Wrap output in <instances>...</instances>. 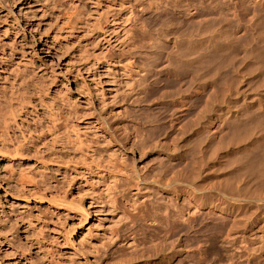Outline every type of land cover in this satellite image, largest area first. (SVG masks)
<instances>
[{"label": "rangeland", "instance_id": "1", "mask_svg": "<svg viewBox=\"0 0 264 264\" xmlns=\"http://www.w3.org/2000/svg\"><path fill=\"white\" fill-rule=\"evenodd\" d=\"M259 2L0 0V89L18 91L17 129L32 142L0 154V264H118L145 249L166 264H264V203L242 226L219 201L238 185L264 193V170L246 169L264 168V146L250 148L264 124L227 111L244 94L264 107V67L222 62L254 52L237 35ZM200 10L238 45L227 33L207 82L166 61Z\"/></svg>", "mask_w": 264, "mask_h": 264}, {"label": "bare ground", "instance_id": "2", "mask_svg": "<svg viewBox=\"0 0 264 264\" xmlns=\"http://www.w3.org/2000/svg\"><path fill=\"white\" fill-rule=\"evenodd\" d=\"M232 1V0H231ZM263 2H259L258 5L254 8L255 10L258 12L257 16L254 19V22H250L252 23L251 25L249 24V28H245V31L242 32L243 34H241L240 36L237 35V37L243 40V39H251V42L253 43V47H254V52L251 53L252 49H250V54L247 53L246 51L241 52L243 53V55L240 56L241 57H227L229 55L226 54L225 55H221V51L222 49L227 50V47L223 48L225 46L224 42L225 39L229 38V33L227 32V24L223 18L221 17H217L216 15H214V18H207L205 17V11L200 10L199 14L201 15V18L199 19V21L196 22H191L189 24H187V26L182 27L176 31H174V35L173 38L171 39L172 43L170 46V49L167 51V55H166V61L168 60L169 63L177 65L179 67H182L184 69H194L195 67H199L202 68L200 73H198L200 80L202 82H207L208 80V71H207V67H209L211 64H214L215 62L217 63L219 61L220 63V58L222 59L225 56V59L222 60V62H226L227 64L229 62L231 63H251V60H253V62H257L258 65H261L262 67H264V0H262ZM250 2V1H249ZM253 2V1H252ZM255 3V2H254ZM256 5V4H255ZM235 7V6H234ZM207 14V13H206ZM216 14V13H215ZM209 16H211L210 14H207ZM206 15V16H207ZM213 15V14H212ZM239 15V14H238ZM219 16V15H217ZM235 16L237 17V15L235 14ZM244 17V16H243ZM239 18V17H238ZM225 19V18H224ZM229 21V20H227ZM231 21V20H230ZM242 18H241V23H242ZM240 22V21H239ZM240 23V24H241ZM229 25V24H228ZM246 25V24H244ZM247 26V25H246ZM252 26L255 27V29L257 30V34L256 36L252 35V31L250 30L252 28ZM248 27V26H247ZM229 29V28H228ZM254 32V31H253ZM227 33H228V37H227ZM236 36V35H235ZM227 37V38H226ZM233 35L231 36L232 40ZM235 39L237 40V38L235 37ZM228 39L229 42L233 44L234 43V39L232 41H230ZM238 42V41H237ZM239 43V47H240V42ZM228 45V44H227ZM229 45H231L229 43ZM228 45V46H229ZM237 45V44H235ZM234 45V46H235ZM245 45V44H244ZM251 45V43H250ZM238 46V45H237ZM238 47V48H239ZM245 47V46H243ZM247 47V46H246ZM252 47V46H251ZM229 48V47H228ZM237 48V49H238ZM250 48V47H249ZM232 49V48H230ZM234 49V47H233ZM236 49V47H235ZM234 49V51H236ZM240 49V48H239ZM245 50V48H244ZM248 50V48H247ZM220 51L221 53L217 52ZM242 51V50H241ZM230 54L231 52H233L232 50L229 51ZM237 53V52H235ZM233 54H231L232 56ZM247 63V64H248ZM223 64V63H220ZM252 64V63H251ZM224 65V64H223ZM229 65V64H228ZM226 65V66H228ZM232 65V64H230ZM239 66V65H238ZM236 66V68L238 67ZM247 66V65H246ZM251 66V65H248ZM254 66V65H252ZM241 67V66H240ZM239 68V67H238ZM253 69V68H252ZM260 70V69H259ZM12 87V86H11ZM14 87V86H13ZM3 88V87H2ZM14 89V88H13ZM12 89V90H13ZM11 93L8 92L7 89H0V154H2V156H9V157H16L15 155H22L24 154L23 151H25L28 147H29V143L31 142V137L28 138V136L31 134L30 131L31 129H29V133L27 135H24L23 133H26L25 131L22 132L21 130L17 129L19 126L18 124V113H19V106L17 108L16 106V102H15V95L14 96V92H18V91H12ZM10 91V90H9ZM249 98V97H248ZM258 100L257 105L261 106L259 100L260 98H257ZM250 100V99H249ZM253 100V99H251ZM247 97L246 94L243 95V99H242V106H240L238 109L235 110H231V106L227 105V111H228V115H231L233 117H239L241 116V112L244 110V115L245 118H249L250 121L254 122L255 120L257 121H262L264 124V107L263 108H259L257 109L258 111H256L254 108V104L253 106L251 103H247ZM251 102V101H250ZM19 104V103H18ZM21 105V104H19ZM263 105V104H262ZM20 114V113H19ZM56 115V114H55ZM247 116V117H246ZM59 119V116H57ZM22 118V117H21ZM56 118V117H55ZM52 119V118H51ZM50 120V119H49ZM53 120V119H52ZM51 120V121H52ZM55 121V120H53ZM57 122H59V120L56 119ZM23 122V121H22ZM48 122V121H47ZM244 122V121H243ZM21 123V122H19ZM50 123V122H49ZM23 123H21L20 125H22ZM52 124L51 126H57V124L55 125V123H50ZM50 126V127H51ZM53 126V127H54ZM24 127V125H23ZM49 127V128H50ZM52 127V128H53ZM58 127V126H57ZM57 127L55 129H57ZM24 128H27L24 127ZM52 128H50L49 130H51ZM16 129L21 131L22 136H20L21 138H19L18 136V132H16ZM54 129V130H55ZM26 130V129H23ZM53 130V131H54ZM47 131V130H46ZM72 131L74 132V130L72 129ZM50 132V131H49ZM18 133V134H17ZM20 133V134H21ZM44 133V132H41ZM47 133V132H46ZM52 133V132H51ZM54 133V132H53ZM50 134V133H49ZM40 135V134H39ZM42 135V134H41ZM44 135V134H43ZM77 135V134H76ZM27 136V137H26ZM70 136V135H69ZM41 137V136H40ZM54 136L52 135V138ZM33 140V139H32ZM55 140V139H54ZM53 140V141H54ZM32 143V142H31ZM34 145V144H31ZM262 146H264V135H262L259 139L254 140L250 143V148H261ZM36 147V146H35ZM264 148V147H263ZM30 150V149H29ZM34 150V149H33ZM38 151V150H37ZM23 152V153H22ZM250 152V151H249ZM249 152H245L243 153V155H239L242 158H246L248 157ZM13 153V154H12ZM29 153V152H28ZM27 153H25L26 155ZM17 156V157H19ZM29 156V155H28ZM250 157V156H249ZM239 158V157H237ZM250 159V158H249ZM13 160V159H12ZM251 160V159H250ZM15 161V160H14ZM40 161V160H39ZM45 160H43V163ZM236 161V159H235ZM242 162V160H241ZM240 162V163H241ZM257 162V161H256ZM263 162V161H262ZM42 163V161H41ZM238 163V162H237ZM239 163V164H240ZM246 163V162H245ZM242 164V163H241ZM264 164V163H263ZM38 165H40L38 163ZM37 165V167H38ZM257 165V164H256ZM254 164V161L251 162L247 167V174L248 172H255V169L259 170L261 172V170H264L263 167H257ZM259 165V164H258ZM44 166V165H43ZM261 166V164H260ZM45 167V166H44ZM41 168V167H40ZM23 169V168H22ZM45 169V168H44ZM53 169V167L51 168ZM55 169V168H54ZM53 169V170H54ZM34 170V168H33ZM48 170V168L46 169ZM58 170V169H57ZM240 170V169H239ZM18 171V170H17ZM25 171V169H24ZM56 172V170H54ZM52 171V172H54ZM243 171V170H241ZM15 172V171H14ZM20 171H18L19 173ZM26 172V171H25ZM36 172V171H35ZM54 172V173H55ZM59 172V171H58ZM258 172V171H257ZM256 172V173H257ZM23 175L24 172L22 171ZM21 173V174H22ZM37 173V172H36ZM21 174H19L21 176ZM251 174V173H250ZM255 174V173H254ZM260 174V173H259ZM18 175V176H19ZM50 175V174H48ZM263 175V174H262ZM259 176V177H262ZM19 179H22L20 178ZM26 176V175H25ZM25 176H23V180L24 182L29 181L27 179V177L25 178ZM249 176V175H248ZM253 176V175H252ZM256 176V175H255ZM258 176V175H257ZM264 176V175H263ZM251 177V176H250ZM27 179V181L25 179ZM50 178V177H48ZM52 178V177H51ZM12 179V178H11ZM253 179V178H252ZM50 180V179H49ZM20 181V182H21ZM36 181V180H33ZM31 181V184L32 182ZM10 183V182H9ZM12 184H15L13 182H11ZM37 183V182H36ZM54 183V182H53ZM10 184V185H12ZM22 184H25L22 182ZM28 184V183H27ZM39 184V183H37ZM34 184V185H37ZM263 184V183H262ZM9 184H7V187L10 186ZM16 185V184H15ZM14 185V186H15ZM18 185V184H17ZM40 185V184H39ZM246 185V184H245ZM245 185L242 186H237L236 189H233L231 192L229 193H221L220 194V198L219 201H221V205L223 204V206H227V212L229 214L232 215L233 220L239 222L242 224V226H245L246 224H253L255 221H257L261 215V209L260 212L257 209L252 208L251 205H253L252 203L255 202H263L264 203V193L262 190L259 189H255L253 188V190H250L248 187H246ZM21 184L18 187L21 190ZM11 187V186H10ZM16 187V186H15ZM24 189V186H22ZM33 187V186H32ZM31 187V188H32ZM38 187V186H37ZM43 187V185H42ZM41 187V188H42ZM40 188V187H39ZM40 188V189H41ZM10 189V188H9ZM19 189L17 190V192L19 191ZM28 191V189H26ZM30 190V189H29ZM35 189H32V191H34ZM37 190V188H36ZM35 190V191H36ZM44 190V189H42ZM47 190V189H46ZM12 191V190H11ZM26 191V192H27ZM40 191V190H39ZM38 191V192H39ZM198 191V198L200 199H206L207 198V192L205 191L204 188H200ZM5 192V191H4ZM14 192V191H13ZM23 192V190L21 191ZM25 192V191H24ZM31 192V191H30ZM33 193V192H32ZM16 194V193H14ZM25 194V193H24ZM27 194V193H26ZM31 194V193H30ZM34 194V193H33ZM18 195V194H17ZM29 195V194H28ZM32 195V194H31ZM35 195V194H34ZM37 195V194H36ZM35 195V196H36ZM42 196V195H40ZM39 196V197H40ZM38 197V196H37ZM16 199V198H15ZM26 199V198H24ZM30 199V198H27ZM22 201V200H21ZM1 203V202H0ZM21 204V203H20ZM23 204V203H22ZM25 204V203H24ZM256 204V203H255ZM254 204V205H255ZM26 205V204H25ZM263 205V204H262ZM68 206V205H67ZM70 206V205H69ZM246 208H245V207ZM256 207V206H255ZM261 207V206H260ZM257 208V207H256ZM84 209V208H83ZM263 215V214H262ZM69 233L71 234V231H69ZM8 240V239H7ZM6 240V241H7ZM10 242V241H9ZM11 247V246H10ZM146 250V249H145ZM141 251L140 253H136V255H133L131 257H127V258H121L119 261L120 263L118 264H166V261L171 260V258H168L166 256H163L161 254H159L158 252H152V251ZM172 257V256H171Z\"/></svg>", "mask_w": 264, "mask_h": 264}]
</instances>
